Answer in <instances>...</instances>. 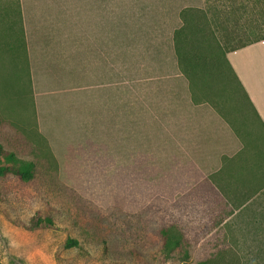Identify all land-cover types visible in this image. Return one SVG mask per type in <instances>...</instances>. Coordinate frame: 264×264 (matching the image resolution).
Returning <instances> with one entry per match:
<instances>
[{
  "label": "rangeland",
  "instance_id": "obj_1",
  "mask_svg": "<svg viewBox=\"0 0 264 264\" xmlns=\"http://www.w3.org/2000/svg\"><path fill=\"white\" fill-rule=\"evenodd\" d=\"M20 13L18 0H0V146L34 168L0 173V264H264V206L239 237L201 241L173 205L167 152L205 127L194 124L210 108L245 142L254 133L260 153L246 152L238 180L258 183L264 202V129L226 60L264 38V0H68V21L83 26L94 52L110 39L118 116L126 105L134 131L141 119L147 153H93L91 143L85 153H50L32 111ZM184 23L179 60L173 34ZM208 26L214 34L198 29ZM198 159L191 153L183 167Z\"/></svg>",
  "mask_w": 264,
  "mask_h": 264
},
{
  "label": "crops",
  "instance_id": "obj_2",
  "mask_svg": "<svg viewBox=\"0 0 264 264\" xmlns=\"http://www.w3.org/2000/svg\"><path fill=\"white\" fill-rule=\"evenodd\" d=\"M19 7L32 111L50 153H85L88 143L94 146L93 153H147L141 119L134 131L126 105L118 116L115 80L111 87L116 64L110 39L103 47L105 53L94 52L93 40L86 41L83 26L68 21V0H19ZM226 58L264 129V39L230 51ZM86 79L95 82L86 85ZM92 101L93 110L88 105ZM207 112L209 117L198 118L194 124L202 123L203 129L196 126L184 143L171 141L167 149L175 169L173 205L188 215V221H195L201 241L239 237L235 232L245 230L246 218L252 221L260 212L256 206H264L258 198L259 184L245 187L238 180L242 175L238 166L246 152L260 153L253 144L254 133L252 141L245 142L244 131L233 122L210 108ZM85 125L92 126V138L85 139ZM209 135L216 141L203 138ZM77 141L82 142L81 152ZM191 153L199 159L188 169L182 159L190 162ZM246 190L252 192L246 195ZM183 223V229H189Z\"/></svg>",
  "mask_w": 264,
  "mask_h": 264
},
{
  "label": "trees",
  "instance_id": "obj_3",
  "mask_svg": "<svg viewBox=\"0 0 264 264\" xmlns=\"http://www.w3.org/2000/svg\"><path fill=\"white\" fill-rule=\"evenodd\" d=\"M18 5H19V0H18ZM185 11H183L182 15L185 14ZM198 29L201 32H203V31H205V32L206 31H211V33L214 34L212 29L209 28V26L207 28L205 27V28H198ZM186 35L188 36V34H187V26H186L185 23H184L183 26H181V28L176 29L174 31V34H173V45H174L176 53H177V55L179 57V60L181 59L180 42H181L182 38L184 36H186ZM262 39H264V38H262ZM247 45H249V44H247ZM247 45H243V46H241L238 49L244 48ZM235 50H237V49H235ZM226 60H227V58H226ZM227 62H228V60H227ZM228 64H229V62H228ZM230 68H231L233 74L235 75V77L237 78V76H236L235 72L233 71L231 65H230ZM237 80H238V78H237ZM33 168H34V165L31 162H26L24 160L16 158L13 154L7 153L0 146V173L12 171V172L17 173L18 175H20L21 172L23 174L32 172Z\"/></svg>",
  "mask_w": 264,
  "mask_h": 264
}]
</instances>
